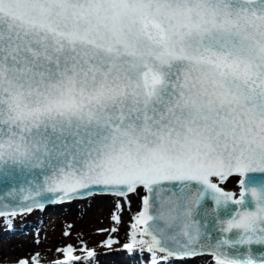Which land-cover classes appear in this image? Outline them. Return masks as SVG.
Here are the masks:
<instances>
[{"label":"snow or ice","instance_id":"obj_1","mask_svg":"<svg viewBox=\"0 0 264 264\" xmlns=\"http://www.w3.org/2000/svg\"><path fill=\"white\" fill-rule=\"evenodd\" d=\"M141 189L124 249L264 264V0H0V216Z\"/></svg>","mask_w":264,"mask_h":264},{"label":"rangeland","instance_id":"obj_2","mask_svg":"<svg viewBox=\"0 0 264 264\" xmlns=\"http://www.w3.org/2000/svg\"><path fill=\"white\" fill-rule=\"evenodd\" d=\"M239 177L230 178L223 187L228 190L235 191L236 189L239 191L240 187L238 186ZM143 190H140L139 194L130 193L127 197L116 196L112 194H96L90 195L85 198L72 199L62 202L54 207H45L41 210V212H33V213H25L23 215H17L11 217V220L5 219V226H8L10 222L14 224V227L24 228L31 227L32 222H36L38 228L34 231L36 236L33 237L31 235V241L35 239H40L43 242H54L55 245L53 252H44L40 253L37 251H32V254L24 253L21 255H14L11 261H8L6 257L0 258V262L4 264H15L18 259L22 257L29 258L31 261V257L33 255L38 254L39 261L45 257V260H48L46 264H56L57 261H62L65 259L62 251H57V249H63L65 246H72L74 252L73 254L78 257H86L91 258L87 260L83 258L84 262L94 260L93 264H98L96 262V257L99 255H109L111 251L115 252L116 255L118 253H130L133 250L129 251L123 248L125 243L129 242V233L131 231L130 225L133 222V216L140 211L141 207V196L143 195ZM94 199H105L103 207H96L93 211L96 213L97 222L92 221V217L90 216L87 220L80 219V214L76 212V210H72L71 212L62 211L65 210V207L68 203L72 204L76 201H81L85 204H90ZM115 202H119L120 210L115 207ZM133 202V203H132ZM124 203L129 207L130 211L127 214L122 215V211L124 208ZM123 204V205H122ZM59 209V210H57ZM38 210V209H36ZM50 210H54V212H47ZM57 210V211H56ZM61 210V211H60ZM47 212V213H45ZM114 213L119 216V221L113 219ZM46 214V215H45ZM31 217V223L25 224L26 216ZM18 216H22L23 218H17ZM22 219V221L18 222L17 220ZM10 224L9 226H12ZM5 230L9 227H4ZM112 229H116V231H112ZM67 233V235H65ZM111 239L113 243L110 245L105 242ZM83 249L93 250L95 255L92 257H88L86 252ZM139 254L148 256L149 253L147 251L138 250ZM151 256V255H150ZM1 257V256H0ZM200 260L196 263L192 262L193 258H185L182 260L184 263L182 264H214L213 258L209 254L197 255ZM12 258V256L10 257ZM175 262H178L179 259H171ZM146 262V261H145ZM170 262V261H167ZM179 261L178 263H180ZM91 264V263H89ZM105 264H119L117 263H105ZM162 264H169L164 263Z\"/></svg>","mask_w":264,"mask_h":264},{"label":"bare ground","instance_id":"obj_3","mask_svg":"<svg viewBox=\"0 0 264 264\" xmlns=\"http://www.w3.org/2000/svg\"><path fill=\"white\" fill-rule=\"evenodd\" d=\"M238 190L236 189L234 193L236 194ZM106 202L105 199H94L91 201L90 204H85L81 201L73 202L72 204L68 203L65 207V210L62 211H68L71 212L73 209L76 210L78 214H80V219L87 220L90 216L92 217V221L97 222V217L95 211H93L96 207L100 206L103 207L104 203ZM133 203V202H132ZM123 205V204H122ZM115 207L120 210V207H117V202H115ZM59 210V209H57ZM56 210V211H57ZM51 212H54V210H50ZM47 210V212H50ZM61 211V210H60ZM130 211L129 207L124 203V208L122 211V215L127 214ZM45 212V213H47ZM46 215V214H45ZM31 217H26L25 224H30ZM6 222L4 217H0V258L6 257L8 261H11L13 259V256L18 254H24L29 253L32 254V251H37L40 253L44 252H53L55 245L54 242H43L42 240L35 239L34 241H31V235L33 237L36 236L35 229L38 228V225L36 222L31 223V227H14V224L12 226H5ZM4 227H9L5 230ZM12 256V258H10ZM41 259L42 264L48 263V260ZM144 259V256L139 253H118L116 255L115 252L111 251L109 255H99L96 257V262L98 264H105V263H119V264H142V260ZM181 259V262H171V264H182L184 263ZM200 260L198 257H194L193 260L189 263H196ZM3 262V261H1ZM0 264H4L1 263ZM93 264L94 260H90L87 262L84 261H75L72 262V264ZM57 264V263H56Z\"/></svg>","mask_w":264,"mask_h":264},{"label":"water","instance_id":"obj_4","mask_svg":"<svg viewBox=\"0 0 264 264\" xmlns=\"http://www.w3.org/2000/svg\"><path fill=\"white\" fill-rule=\"evenodd\" d=\"M233 177H235V176H233ZM256 179H260V177H256ZM227 191L233 192L232 190H227ZM239 192H240V190H239ZM23 195H27V192L23 193ZM238 196H239V194H238ZM21 201H22V195H18L17 200L15 202H13L11 197L5 196L4 193H3V190H0V210H3L5 212H9L13 206H18ZM207 203L209 204V206H211V202L210 201H208ZM55 204H58V203L48 202V203L45 204V206L55 205ZM252 247L254 249H259V251L256 252L257 259H259L260 253L264 252V246L253 245ZM204 254H209V253L205 252L203 254H198V255H204ZM195 256H197V255H195ZM195 256H189V257H195ZM189 257H185V258H189Z\"/></svg>","mask_w":264,"mask_h":264}]
</instances>
